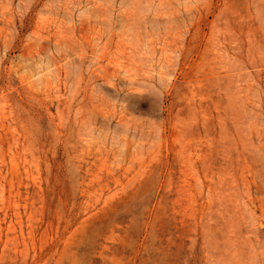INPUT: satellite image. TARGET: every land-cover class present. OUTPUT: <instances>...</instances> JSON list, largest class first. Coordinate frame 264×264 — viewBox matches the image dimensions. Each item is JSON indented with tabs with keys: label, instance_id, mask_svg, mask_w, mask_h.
<instances>
[{
	"label": "rangeland",
	"instance_id": "obj_1",
	"mask_svg": "<svg viewBox=\"0 0 264 264\" xmlns=\"http://www.w3.org/2000/svg\"><path fill=\"white\" fill-rule=\"evenodd\" d=\"M0 264H264V0H0Z\"/></svg>",
	"mask_w": 264,
	"mask_h": 264
},
{
	"label": "bare ground",
	"instance_id": "obj_2",
	"mask_svg": "<svg viewBox=\"0 0 264 264\" xmlns=\"http://www.w3.org/2000/svg\"><path fill=\"white\" fill-rule=\"evenodd\" d=\"M54 36H55V35H54ZM152 36H153V35H152ZM60 49H61V48H60ZM67 60H68V59H67ZM90 74H91V73H90ZM86 78H87V77H86ZM53 87H54V86H53ZM120 92H121V91H120ZM62 94H63V93H62ZM169 96H170V95H169ZM169 96H168V97H169ZM55 102H56V101H55ZM57 102H58V101H57ZM119 106H120V105H119ZM117 118H118V117H117ZM165 122H166V121H165ZM196 159H197V158H196ZM111 167H112V166H111ZM28 172H29V171H28ZM10 181H11V180H10ZM1 198H2V197H1ZM208 204H209V203H208ZM2 214H3V213H2ZM2 214H1V215H2ZM13 214H14V213H13ZM10 215H11V214H10ZM261 226H262V224H261ZM10 234H11V233H10ZM7 238H8V237H7ZM25 239H26V238H25ZM59 240H60V239H59ZM9 242H10V241H9Z\"/></svg>",
	"mask_w": 264,
	"mask_h": 264
}]
</instances>
